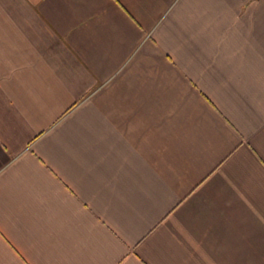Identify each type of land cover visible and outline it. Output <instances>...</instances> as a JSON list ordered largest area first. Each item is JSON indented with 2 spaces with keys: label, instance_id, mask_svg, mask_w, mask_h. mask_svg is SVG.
I'll return each instance as SVG.
<instances>
[{
  "label": "crops",
  "instance_id": "obj_1",
  "mask_svg": "<svg viewBox=\"0 0 264 264\" xmlns=\"http://www.w3.org/2000/svg\"><path fill=\"white\" fill-rule=\"evenodd\" d=\"M0 264H264V0H0Z\"/></svg>",
  "mask_w": 264,
  "mask_h": 264
}]
</instances>
